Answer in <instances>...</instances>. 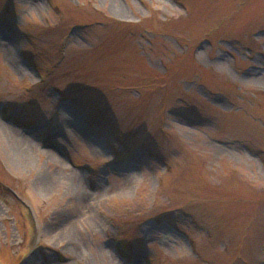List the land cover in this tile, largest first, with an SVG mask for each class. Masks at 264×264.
Returning a JSON list of instances; mask_svg holds the SVG:
<instances>
[{"label": "rangeland", "instance_id": "1", "mask_svg": "<svg viewBox=\"0 0 264 264\" xmlns=\"http://www.w3.org/2000/svg\"><path fill=\"white\" fill-rule=\"evenodd\" d=\"M0 264H264V0H0Z\"/></svg>", "mask_w": 264, "mask_h": 264}, {"label": "trees", "instance_id": "2", "mask_svg": "<svg viewBox=\"0 0 264 264\" xmlns=\"http://www.w3.org/2000/svg\"><path fill=\"white\" fill-rule=\"evenodd\" d=\"M79 100L81 101V103L79 104L80 108H91V102L92 101L90 100V98H88L87 95H85V94L79 95ZM94 113H99L101 118L106 121L105 122L104 120H101V121H104V122H100L101 125H105V126L109 125V127H110V128H108L109 131L113 128L112 124H111L112 126H110V122H109L110 118H107V115H105V113L103 111L99 110L98 112H94Z\"/></svg>", "mask_w": 264, "mask_h": 264}]
</instances>
